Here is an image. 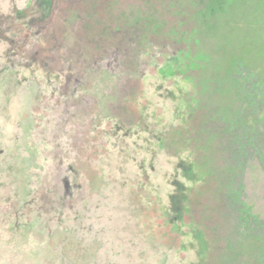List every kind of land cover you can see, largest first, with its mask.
<instances>
[{"label": "rangeland", "instance_id": "1", "mask_svg": "<svg viewBox=\"0 0 264 264\" xmlns=\"http://www.w3.org/2000/svg\"><path fill=\"white\" fill-rule=\"evenodd\" d=\"M0 264H264V0H0Z\"/></svg>", "mask_w": 264, "mask_h": 264}]
</instances>
